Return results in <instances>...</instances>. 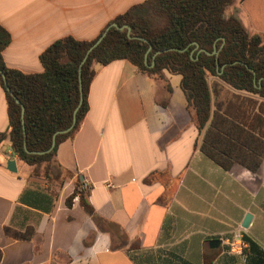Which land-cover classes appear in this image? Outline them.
Wrapping results in <instances>:
<instances>
[{"label":"crops","instance_id":"obj_1","mask_svg":"<svg viewBox=\"0 0 264 264\" xmlns=\"http://www.w3.org/2000/svg\"><path fill=\"white\" fill-rule=\"evenodd\" d=\"M145 1L0 0V24L11 35L5 64L41 74V54L54 42L95 40ZM230 16L264 41V0H237ZM94 71L88 113L55 157L69 174L62 185L47 184L43 167L36 175L15 156L9 136L0 142V264H264V162L255 173L238 164L226 171L201 152L180 75L164 71L165 82L124 59ZM8 130L0 81V136ZM79 178L93 216L79 196L66 205ZM43 196L52 198L48 211L32 204ZM29 230L31 240L12 236ZM238 234L256 248L244 240L248 253H231L227 241Z\"/></svg>","mask_w":264,"mask_h":264},{"label":"trees","instance_id":"obj_2","mask_svg":"<svg viewBox=\"0 0 264 264\" xmlns=\"http://www.w3.org/2000/svg\"><path fill=\"white\" fill-rule=\"evenodd\" d=\"M235 1L147 0L116 17L95 40L66 37L54 42L41 54V74H27L6 66L3 51L11 43V35L0 24V81L6 91L9 117L8 134L1 135L0 142L9 136L15 156L34 167L36 175H41L39 169L43 167L41 176L47 184L62 185L69 174L60 168L55 157L59 146L79 131L88 113L94 65L124 59L151 78L167 82L164 71L180 75L187 108L193 112L202 136L201 152L226 171L238 164L257 172L264 162V41L260 35L248 32L236 16L225 17L226 9ZM112 24L128 25L136 39H130L126 29L120 31ZM104 34L82 67L83 103L76 115V125L70 132L58 134L54 149L48 153L53 136L73 124L81 98L80 64ZM193 43L208 53L216 46L218 64L215 56L198 53ZM150 46L146 65L145 55ZM166 90L172 92L169 84ZM87 194L79 178L66 205L71 208L74 198L79 196L83 211L93 216ZM41 201H48V206ZM32 204L48 211L52 198L43 196ZM12 236L31 240L33 231ZM244 240L249 248H256L249 238Z\"/></svg>","mask_w":264,"mask_h":264},{"label":"water","instance_id":"obj_3","mask_svg":"<svg viewBox=\"0 0 264 264\" xmlns=\"http://www.w3.org/2000/svg\"><path fill=\"white\" fill-rule=\"evenodd\" d=\"M111 27H116V28H118L120 31H123V30H127L128 31V37L130 38V39H136L135 37H132L131 36V28L128 26V25H125V26H123V27H118L116 24H112L111 25ZM109 29V28H108ZM107 29V30H108ZM106 30V31H107ZM105 37V34L102 36V37H100V39L87 51V53H86V56H85V58H84V60L82 61V63L80 64V67H79V81H80V93H81V98H80V102H79V106L77 107V109L75 110V112H74V119H73V124H72V126L69 128V129H67V130H65V131H61V132H58V133H56L54 136H53V141H52V146H51V148L47 151L48 153L49 152H51L53 149H54V147H55V145H56V137H57V135L58 134H64V133H68V132H70L71 130H72V128L76 125V115H77V112H78V110H79V108L81 107V105H82V103H83V88H82V79H81V71H82V67H83V65H84V63L86 62V60H87V58H88V56H89V54L102 42V40H103V38ZM224 43H225V41H223V44H222V46H221V48L223 47V45H224ZM193 46H195V50H198V53H202V52H205L206 54H208V55H213V56H215L216 58H217V64H218V55H219V50H217V48H216V46H214V51L212 52V53H208V52H206L205 50H202V49H199V44H197V43H193L192 44ZM151 49H152V47L150 46L149 47V49H148V51H147V53H146V55H145V63H146V65H147V63H148V54H149V52L151 51ZM171 50H174V49H171ZM187 49H185V50H182V51H186ZM161 53V51H159V52H157L156 54H155V56H154V58L158 55V54H160ZM154 65V63L152 64V66ZM221 73V72H220ZM16 102L17 103H19V101L18 100H16ZM24 113H25V108H24V106H22V124H23V129H24V133H25V127H24ZM28 153H30L29 151H27ZM8 170L10 171V172H12V173H16L17 172V169H16V162H15V160H10L9 162H8ZM250 219H251V216L250 215H248L247 216V218H246V220H245V223H244V227L245 228H247L248 226H249V222H250ZM208 246L210 245V247H217V246H219L220 245V241H210L208 244H207Z\"/></svg>","mask_w":264,"mask_h":264},{"label":"built area","instance_id":"obj_4","mask_svg":"<svg viewBox=\"0 0 264 264\" xmlns=\"http://www.w3.org/2000/svg\"><path fill=\"white\" fill-rule=\"evenodd\" d=\"M227 243L231 253L238 254L240 256L245 255V249L247 248V245L240 234L236 235L231 240H228Z\"/></svg>","mask_w":264,"mask_h":264}]
</instances>
